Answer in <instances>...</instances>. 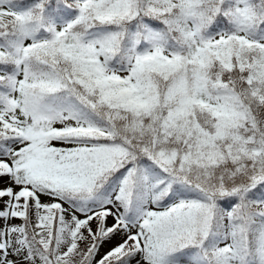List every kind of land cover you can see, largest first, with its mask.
Masks as SVG:
<instances>
[{"label":"snow or ice","instance_id":"obj_1","mask_svg":"<svg viewBox=\"0 0 264 264\" xmlns=\"http://www.w3.org/2000/svg\"><path fill=\"white\" fill-rule=\"evenodd\" d=\"M0 264H264V0H0Z\"/></svg>","mask_w":264,"mask_h":264}]
</instances>
